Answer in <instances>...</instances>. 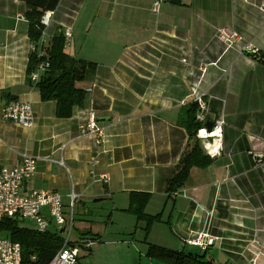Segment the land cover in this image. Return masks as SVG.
<instances>
[{
	"label": "crops",
	"instance_id": "0c3cea01",
	"mask_svg": "<svg viewBox=\"0 0 264 264\" xmlns=\"http://www.w3.org/2000/svg\"><path fill=\"white\" fill-rule=\"evenodd\" d=\"M26 11L19 0H0V169L15 167L22 153L35 160L22 193H57L65 212L74 193L71 239L85 229L77 218L91 215L90 207L129 213L130 193L150 194L145 211L156 201L154 215L162 221L148 238L163 224L161 243L177 247L166 249L203 254L214 264H264V158L258 163L253 155L254 148L264 155V0H60L43 16L47 24L36 44L28 37ZM66 28L72 35L66 53L96 70L84 85L92 92L82 107L60 119L55 102L41 101L34 87L39 79L31 80L45 70L39 65L29 83L27 65ZM220 29L237 33L240 43L225 49ZM246 43L259 54L241 53ZM194 90L203 96L206 121H224L222 152L169 194L168 182L193 143L184 125ZM10 101L31 105V128L2 118ZM89 113L105 129L102 145L80 134ZM133 218L135 230L141 223ZM202 231L216 238L204 252L186 244ZM77 236L75 244L88 238Z\"/></svg>",
	"mask_w": 264,
	"mask_h": 264
},
{
	"label": "trees",
	"instance_id": "16d2710c",
	"mask_svg": "<svg viewBox=\"0 0 264 264\" xmlns=\"http://www.w3.org/2000/svg\"><path fill=\"white\" fill-rule=\"evenodd\" d=\"M27 8L25 18L28 21V37L31 43L40 41L45 26L42 18L46 12L54 11L60 0H19ZM174 5H179L180 0H170ZM62 35L53 37L43 47L44 53L33 52L27 65V80L30 83V75L39 65L46 68L34 85L40 94L42 102L53 101L56 103L55 116L60 119L71 117L75 107H82L86 99L84 85L93 76L96 65L81 59H77L66 53L63 48ZM197 105L192 104L188 111V117L184 125L189 142L177 164V171L168 182L166 193H172L182 188L189 179L193 168H207L212 160L207 157L198 142L195 140L199 123L195 121ZM171 196V195H170ZM150 194L130 193L128 212L135 216L137 223L143 225L144 241L146 242L154 224L162 221L161 214L149 215L145 209L150 201ZM0 237H5L21 247V264H48L53 256L61 249V237L52 231L39 233L36 229L24 226L15 220L5 218L0 224ZM91 240L97 243L98 237L92 236ZM92 249V248H91ZM86 249L85 252H91ZM146 256L170 264H214L207 261L205 255L184 254L181 251H173L160 246L148 244Z\"/></svg>",
	"mask_w": 264,
	"mask_h": 264
},
{
	"label": "built area",
	"instance_id": "2783aa9c",
	"mask_svg": "<svg viewBox=\"0 0 264 264\" xmlns=\"http://www.w3.org/2000/svg\"><path fill=\"white\" fill-rule=\"evenodd\" d=\"M159 5L160 1L154 3V11H158ZM43 24H47L45 19H43ZM62 36L64 48H68L72 36L71 30L66 28ZM217 38L223 43L225 49L237 46L241 40L237 33L225 29L218 30ZM240 51L252 56L259 54V49L251 43L242 44ZM46 68L48 67L40 65L39 70L44 71ZM39 76V73H36L31 76V80L37 82ZM86 92H92V88L87 89ZM192 96L193 103L197 105L195 121L200 125L196 133V139L204 154L210 159H215L222 152L221 139L224 121L222 118L214 121V129L209 132L205 126L207 121L203 96L196 90L193 91ZM2 118L23 128H31L34 123L31 105L21 101H10L7 103L2 109ZM80 134L93 138L97 145H102L105 142V129L97 122L96 117L92 113H89L84 124L80 126ZM253 150V155L256 157L257 162L261 163L264 155L258 153L255 148ZM19 156L20 161L15 167L0 169V224L7 218L16 220L17 223L24 226L29 223L39 233L47 231L57 233L62 239V247L48 264H78L80 251L91 249L96 242L91 239H83L79 244H75L71 240L76 195L74 193L70 195L71 204L68 212H65L61 196L57 193L52 191L22 193L23 184L34 175L35 160L26 153H22ZM59 164L63 165L62 161ZM101 180L107 181L108 177L102 175ZM215 240L216 238L207 231H202L191 236L186 244L201 251H207L214 245ZM21 261L20 245L8 238L0 237V264H21Z\"/></svg>",
	"mask_w": 264,
	"mask_h": 264
},
{
	"label": "rangeland",
	"instance_id": "374dc122",
	"mask_svg": "<svg viewBox=\"0 0 264 264\" xmlns=\"http://www.w3.org/2000/svg\"><path fill=\"white\" fill-rule=\"evenodd\" d=\"M90 3L96 5L94 1H90ZM84 12L85 10L81 12V15ZM81 20L82 18L80 16ZM156 205V201L151 203L146 212L154 215L157 212ZM90 208H92L91 215L86 217L79 216L77 218L78 224L76 223V225L85 229L75 230L72 239L81 234L88 236L87 239H90L92 236H97L98 241L92 247L90 253L80 251L78 264H150V258L146 256L148 244L159 243L157 245L163 246V248L177 249V247H168L170 245L161 243L163 235L167 232V228L163 224H158L154 234L147 238L146 243H143L144 236L140 230V227L143 225H139V228L134 230L135 221L131 214L127 212L109 213V211H106L107 209ZM29 227L32 228V226ZM177 241L179 240L177 239ZM186 251L192 253L199 252L190 247H187ZM154 261L153 264H157L156 259Z\"/></svg>",
	"mask_w": 264,
	"mask_h": 264
},
{
	"label": "water",
	"instance_id": "95a60500",
	"mask_svg": "<svg viewBox=\"0 0 264 264\" xmlns=\"http://www.w3.org/2000/svg\"><path fill=\"white\" fill-rule=\"evenodd\" d=\"M207 130L211 132L214 129V122L210 121L205 124Z\"/></svg>",
	"mask_w": 264,
	"mask_h": 264
},
{
	"label": "bare ground",
	"instance_id": "6f19581e",
	"mask_svg": "<svg viewBox=\"0 0 264 264\" xmlns=\"http://www.w3.org/2000/svg\"><path fill=\"white\" fill-rule=\"evenodd\" d=\"M208 226V225H207Z\"/></svg>",
	"mask_w": 264,
	"mask_h": 264
}]
</instances>
